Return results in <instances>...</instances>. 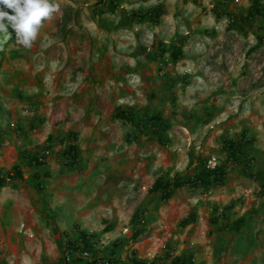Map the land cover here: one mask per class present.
<instances>
[{"label": "rangeland", "instance_id": "rangeland-1", "mask_svg": "<svg viewBox=\"0 0 264 264\" xmlns=\"http://www.w3.org/2000/svg\"><path fill=\"white\" fill-rule=\"evenodd\" d=\"M50 2L60 10L30 48L11 27L8 44L0 34V264H84V250L123 264H264V196L243 171L251 157L264 172V0H107L101 14L97 0ZM158 112L166 131L149 120ZM242 133L246 155L226 162L225 141ZM211 156L222 185L167 202L149 192Z\"/></svg>", "mask_w": 264, "mask_h": 264}, {"label": "trees", "instance_id": "trees-1", "mask_svg": "<svg viewBox=\"0 0 264 264\" xmlns=\"http://www.w3.org/2000/svg\"><path fill=\"white\" fill-rule=\"evenodd\" d=\"M107 0H97L98 4H103ZM110 6V5H109ZM107 6L103 5V10H98L97 13H103V12H112L113 9L106 8ZM0 8L4 9L5 11L12 12L11 9L5 8L3 5H0ZM98 8V7H97ZM253 13L259 14L261 13V8L256 6H253L250 11L248 12L247 16L251 17ZM11 40H7L5 44H8ZM164 51H160V55H163ZM183 55L182 47L181 45L174 47L171 51L169 56L171 57L172 61L175 62L179 60ZM171 64V62L169 61ZM162 64H166L164 61H162ZM161 67H164L162 65ZM162 113L158 112L157 114L152 115L149 120H152V122H157L158 126H160L164 131H166L169 127L167 124L163 122V119L161 117ZM115 117H118L120 119L124 120H131V117L128 116V111L126 110H118L115 114ZM245 136L242 133L239 140H226L223 149L226 155V162H232V161H238L241 162L246 154L243 152V144H245ZM76 145L74 143H71L67 146V148L64 150V154L68 157H73L76 154ZM31 161L33 163H40L38 162L36 157H32ZM251 162V157H248V162L243 164V171L247 173V175L252 178L253 180L257 181L259 183L260 187V194L264 196V172L259 170L255 173L252 171H249V165ZM248 171V172H247ZM21 173L18 169H16L14 175H8L9 179H13L14 177H20ZM227 177V168L225 164L217 165L214 169H208L206 168V160H204L200 165L195 166L189 173L185 174L181 177H175L173 180H167L162 177H158L155 179L153 184L151 185L149 192L150 193H159V197L161 201L167 202L172 198L175 191L180 188H189L191 190L200 189L202 193H205L209 191L212 187L222 185L224 183V180ZM2 182V178H0V183ZM195 220V216L193 213L189 214L187 218L182 220L180 224L182 226H187L190 224L191 221ZM240 223V220L236 221V227ZM141 230L134 231L130 239L133 242L138 241L140 238ZM85 234L81 233L82 240L85 242L83 246L85 249L89 246L85 239ZM67 252H72V250L68 251L69 248H73V245L68 243ZM84 264H123L119 260V256L117 255V252L115 250H112L110 255L108 257H97V258H91L90 260L81 259ZM132 264H142L141 261L136 260L135 258L131 260ZM190 261V258L184 257V256H175L170 258V261L166 264H188Z\"/></svg>", "mask_w": 264, "mask_h": 264}, {"label": "clouds", "instance_id": "clouds-1", "mask_svg": "<svg viewBox=\"0 0 264 264\" xmlns=\"http://www.w3.org/2000/svg\"><path fill=\"white\" fill-rule=\"evenodd\" d=\"M0 5L12 10L10 13L0 8V34L9 39L11 33L8 29L11 27L15 30L17 43L25 48H30L37 38L42 20L60 10V5L50 0H0ZM165 63L170 65L168 61ZM39 158L38 162H42ZM6 178L9 179L8 176Z\"/></svg>", "mask_w": 264, "mask_h": 264}, {"label": "built area", "instance_id": "built-area-1", "mask_svg": "<svg viewBox=\"0 0 264 264\" xmlns=\"http://www.w3.org/2000/svg\"><path fill=\"white\" fill-rule=\"evenodd\" d=\"M104 4L106 5V2L103 4H98L97 6L100 8V7H103ZM48 155H49L48 152L43 153L42 156L39 158V160L43 161ZM217 165H219V161L216 156H211L206 160V168L208 169H214ZM72 255H75V254H72V252H66L65 258L69 259ZM78 256L79 258L85 259V260L91 259L90 253L87 250L80 252Z\"/></svg>", "mask_w": 264, "mask_h": 264}]
</instances>
